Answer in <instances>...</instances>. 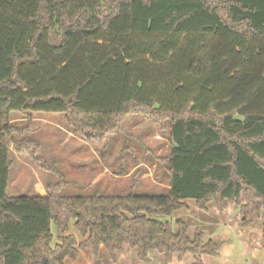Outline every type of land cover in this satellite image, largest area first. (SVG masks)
<instances>
[{
	"label": "trees",
	"instance_id": "16d2710c",
	"mask_svg": "<svg viewBox=\"0 0 264 264\" xmlns=\"http://www.w3.org/2000/svg\"><path fill=\"white\" fill-rule=\"evenodd\" d=\"M44 113L87 142L126 115L168 121L167 196H62L58 183L9 197L11 148L39 163L13 114ZM188 200L234 204L243 228L264 215V0H0V264H66L101 246L114 261L125 246L144 263L218 255L165 221Z\"/></svg>",
	"mask_w": 264,
	"mask_h": 264
},
{
	"label": "rangeland",
	"instance_id": "374dc122",
	"mask_svg": "<svg viewBox=\"0 0 264 264\" xmlns=\"http://www.w3.org/2000/svg\"><path fill=\"white\" fill-rule=\"evenodd\" d=\"M13 119V125L24 130L25 138L38 146L39 163L11 148L9 197H31L39 194L42 186L58 183H63L62 196H167L169 192L166 159L172 142L168 121L156 123L141 114L126 115L103 140L87 142L68 125L64 114H13ZM186 205L165 221L173 228L176 221H184L191 238L201 232L205 242L212 240L219 245L218 255L189 254L166 263L163 255L154 252L150 262L144 263L136 258V252L129 251L116 264L130 260L132 264H264V215L243 228L240 210L234 204L224 211L214 205L204 211L191 200ZM90 253L82 254L83 264H96L88 260Z\"/></svg>",
	"mask_w": 264,
	"mask_h": 264
},
{
	"label": "crops",
	"instance_id": "0c3cea01",
	"mask_svg": "<svg viewBox=\"0 0 264 264\" xmlns=\"http://www.w3.org/2000/svg\"><path fill=\"white\" fill-rule=\"evenodd\" d=\"M41 189H43L44 193H40ZM38 192L42 196H47V192L43 186L41 188H39ZM72 232L76 235L79 242L83 240V238L79 234L75 233L74 231H72ZM86 251L92 252V254L90 253L91 255H89V257H88V260L89 261L92 260V262H94L96 264H116V263L120 262L122 260L123 256L126 253H129V251H131L133 253L135 252L134 250H132L128 246H125L122 252L117 253L116 260L114 261L111 258L110 254L108 253L107 249L104 246H101L98 255H96L92 249H87V250L81 251L79 257L76 260H67L66 264H83L82 263L83 262L82 254ZM102 257H104V259H101ZM133 262H131V260H130V261H128V264H132Z\"/></svg>",
	"mask_w": 264,
	"mask_h": 264
}]
</instances>
